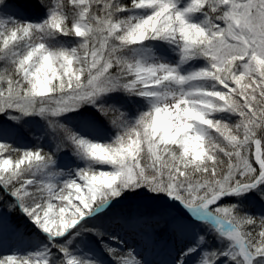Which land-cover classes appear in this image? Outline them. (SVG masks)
I'll list each match as a JSON object with an SVG mask.
<instances>
[{
	"label": "snow or ice",
	"instance_id": "6c2138e0",
	"mask_svg": "<svg viewBox=\"0 0 264 264\" xmlns=\"http://www.w3.org/2000/svg\"><path fill=\"white\" fill-rule=\"evenodd\" d=\"M0 117V264H264V0H0Z\"/></svg>",
	"mask_w": 264,
	"mask_h": 264
},
{
	"label": "rangeland",
	"instance_id": "374dc122",
	"mask_svg": "<svg viewBox=\"0 0 264 264\" xmlns=\"http://www.w3.org/2000/svg\"><path fill=\"white\" fill-rule=\"evenodd\" d=\"M21 1L23 2V4L25 3L24 0H21ZM9 2L12 3L11 0H9ZM12 4H14V3H12ZM16 6L19 7L18 5H16ZM0 119H3V118L0 117ZM2 208H3V205H0V209H2ZM0 214H2V213H0ZM18 220H19V217L18 216H13L12 217V221L14 223L15 222H18ZM129 242L132 243L133 241L132 240H129ZM14 247H15L14 241L11 238H9L8 239V243H7V246L4 247V248H2V249H0V255L11 254L12 249ZM146 255H147V258L150 259V260H157V261H159V260H163L165 258L163 252H151V253H146Z\"/></svg>",
	"mask_w": 264,
	"mask_h": 264
},
{
	"label": "trees",
	"instance_id": "16d2710c",
	"mask_svg": "<svg viewBox=\"0 0 264 264\" xmlns=\"http://www.w3.org/2000/svg\"><path fill=\"white\" fill-rule=\"evenodd\" d=\"M24 1L25 3L23 4L21 0H11L12 3L21 6L19 8L23 11L25 15L28 16L30 14L29 8L35 6V4H38V0H24Z\"/></svg>",
	"mask_w": 264,
	"mask_h": 264
},
{
	"label": "bare ground",
	"instance_id": "6f19581e",
	"mask_svg": "<svg viewBox=\"0 0 264 264\" xmlns=\"http://www.w3.org/2000/svg\"><path fill=\"white\" fill-rule=\"evenodd\" d=\"M179 210V209H178Z\"/></svg>",
	"mask_w": 264,
	"mask_h": 264
}]
</instances>
